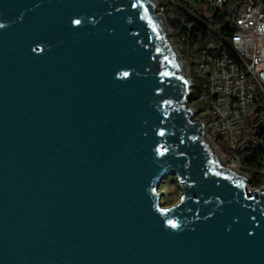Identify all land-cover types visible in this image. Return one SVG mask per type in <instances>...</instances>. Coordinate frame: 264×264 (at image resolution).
<instances>
[{"label": "water", "instance_id": "95a60500", "mask_svg": "<svg viewBox=\"0 0 264 264\" xmlns=\"http://www.w3.org/2000/svg\"><path fill=\"white\" fill-rule=\"evenodd\" d=\"M162 17L0 0V264H264V186L213 151Z\"/></svg>", "mask_w": 264, "mask_h": 264}, {"label": "built area", "instance_id": "2783aa9c", "mask_svg": "<svg viewBox=\"0 0 264 264\" xmlns=\"http://www.w3.org/2000/svg\"><path fill=\"white\" fill-rule=\"evenodd\" d=\"M232 1L190 0L192 10L186 11L191 12L193 21L179 29L171 27V33L177 32L176 47L186 57L196 116L203 120L211 141L235 147L249 116L264 100V0H247L245 4L239 0L232 27L217 29L214 17L225 16ZM166 9L162 5L159 12L163 15ZM206 33L212 38L202 47ZM197 49L198 55L194 53ZM254 148L262 149L258 164L243 166L250 180L252 172L264 176V136ZM231 157L234 163L240 161L237 155Z\"/></svg>", "mask_w": 264, "mask_h": 264}, {"label": "trees", "instance_id": "16d2710c", "mask_svg": "<svg viewBox=\"0 0 264 264\" xmlns=\"http://www.w3.org/2000/svg\"><path fill=\"white\" fill-rule=\"evenodd\" d=\"M239 0H233L227 4V14L223 17H214V23L217 29L231 28L236 19V7ZM245 4L247 0H242ZM169 3L175 4L170 1ZM168 3H164L166 6ZM169 11L168 7L166 9ZM171 27L180 28L185 22L193 21L191 12L184 11L180 17L176 15H170L168 18ZM177 37V32L173 33ZM212 37L206 33L205 39L202 41L201 46L205 47L208 44V40ZM208 39V40H207ZM200 49H197L194 53L199 54ZM264 136V100H262L260 108L257 112L249 116L246 127L243 133L239 137L235 147H230L227 142L219 143L223 150L230 156H239L242 166L254 167L258 164V157L262 152L261 148H254L255 143ZM251 183L253 186L259 187L264 184V176H259L255 172L250 173Z\"/></svg>", "mask_w": 264, "mask_h": 264}, {"label": "rangeland", "instance_id": "374dc122", "mask_svg": "<svg viewBox=\"0 0 264 264\" xmlns=\"http://www.w3.org/2000/svg\"><path fill=\"white\" fill-rule=\"evenodd\" d=\"M155 1H156L155 7H156V10L158 11V13H160L159 8L164 3H168V4H166V7H168L169 11H167L166 13L163 14V18L165 19V22L168 25V35H169V38L171 39L173 45L175 46L176 51L179 53V55L182 56V59L184 61H186V57L184 56V53L182 52V50H180V49L178 50L176 47L177 37H175L171 33V25L169 24L168 18L170 17V15H176L177 17H180L185 10L191 9L190 4H189L190 0H175L176 1L175 4L169 3L171 0H155ZM180 4L183 5V7H181ZM187 69H188V67H187ZM194 69L196 70V67ZM191 105H192V102H191ZM214 143L221 149L222 153H224L228 156V158L231 157L230 155H228L223 150V148L221 147V145L218 142H214ZM226 163L228 165H231V166L237 164V166L243 172H245L247 174L246 170L242 166L241 160L234 164L233 157H231V158L226 160ZM247 176H248V174H247ZM247 184L249 187H255L252 185L250 178H248ZM160 190L163 192L162 202L164 205L170 206V205L176 204L180 200V197L182 194V188L179 185V182L177 180L176 175H170V176L166 177L161 183Z\"/></svg>", "mask_w": 264, "mask_h": 264}, {"label": "bare ground", "instance_id": "6f19581e", "mask_svg": "<svg viewBox=\"0 0 264 264\" xmlns=\"http://www.w3.org/2000/svg\"><path fill=\"white\" fill-rule=\"evenodd\" d=\"M153 1V3L156 5V1L155 0H152ZM162 20H163V22L165 23V25H166V22H165V19L162 17ZM173 48L176 50V48H175V46L173 45ZM177 52V51H176ZM178 53V52H177ZM178 57L180 58V60L182 61V63H183V65L187 68V64H186V61H184L183 59H182V56L181 55H179V53H178ZM187 71H188V69H187ZM211 144H212V148H213V151L215 152V154L218 156V158L220 159V162L224 165V166H226L229 170H231L237 177H239V178H242V179H244V180H246V181H248V176H247V174L245 173V172H243L238 166H237V164L236 165H228L227 163H226V160L227 159H229L228 158V156L226 155V154H224V153H222L221 152V149L213 142V141H211ZM235 164V163H234Z\"/></svg>", "mask_w": 264, "mask_h": 264}, {"label": "snow or ice", "instance_id": "6c2138e0", "mask_svg": "<svg viewBox=\"0 0 264 264\" xmlns=\"http://www.w3.org/2000/svg\"><path fill=\"white\" fill-rule=\"evenodd\" d=\"M77 23H79V21H77ZM125 75H127V73H125Z\"/></svg>", "mask_w": 264, "mask_h": 264}, {"label": "crops", "instance_id": "0c3cea01", "mask_svg": "<svg viewBox=\"0 0 264 264\" xmlns=\"http://www.w3.org/2000/svg\"><path fill=\"white\" fill-rule=\"evenodd\" d=\"M173 16V15H172Z\"/></svg>", "mask_w": 264, "mask_h": 264}]
</instances>
